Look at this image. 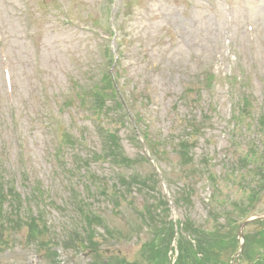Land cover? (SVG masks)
I'll use <instances>...</instances> for the list:
<instances>
[{
    "label": "rangeland",
    "instance_id": "rangeland-1",
    "mask_svg": "<svg viewBox=\"0 0 264 264\" xmlns=\"http://www.w3.org/2000/svg\"><path fill=\"white\" fill-rule=\"evenodd\" d=\"M104 2L0 0L4 39L0 43V170L22 199H30L31 186L40 184L46 194L43 203L37 207L32 199L28 207L43 215L50 229L45 241L59 244L30 239L26 226L19 234L0 230V264H144L153 257L152 241L157 246L162 243L163 234L154 238V229L138 216L147 207L145 197L138 195L130 199L133 206L124 203L117 210L94 203L105 215L97 231L96 250L81 246L83 240L67 234L83 227L71 205V189L76 186L82 196L78 184L84 179L69 185L52 156L64 133L81 139L83 154L100 150L103 129L89 97L99 83L101 89L103 79L114 74L112 64L118 53L119 86L143 120L140 124L123 112L124 124L110 126L109 119L104 124L121 138L125 155L139 161L140 173L145 175L153 170L132 140H143L145 131L155 141L170 140L169 146L160 149L164 155L159 167L169 192L182 206L169 220L184 223L189 219L205 226V232L214 230L210 213L216 207L215 194L228 208L238 203L248 210V217L239 219L233 229L237 239L242 222L264 216L263 179L255 172L258 165L264 172V0H111L108 6ZM102 46H112V57ZM200 90L196 100L195 92ZM69 96L75 105L67 109ZM193 118H200L204 126L197 136L189 126ZM185 132L191 134L194 160L183 171L174 148L179 134ZM65 153L71 161L72 154ZM109 171L104 166L101 177ZM159 188L158 183L157 194L143 192L156 205L161 201ZM219 209L225 214L226 208ZM239 214L233 217L238 220ZM215 216L217 226L226 220L224 215ZM154 218L150 217L153 223ZM114 229L128 238L106 235ZM218 230L217 254L222 257L230 247L222 261L250 264L244 252L238 255L239 241L238 247L231 245L226 228ZM244 236L251 240V251L257 252L251 258L259 259L264 251V241L257 243L264 240L263 221L248 224ZM178 253L177 248L170 251L173 261Z\"/></svg>",
    "mask_w": 264,
    "mask_h": 264
},
{
    "label": "trees",
    "instance_id": "trees-1",
    "mask_svg": "<svg viewBox=\"0 0 264 264\" xmlns=\"http://www.w3.org/2000/svg\"><path fill=\"white\" fill-rule=\"evenodd\" d=\"M119 32V31H118ZM121 55L118 53V61L113 62V72L114 74H109L108 78L102 80L104 85L99 89L100 83L96 86L93 93L90 94V99L94 103L93 111L97 115L100 128L103 129L102 142L99 151H95V148L92 152L87 154L81 153V139L77 136H72L71 134L64 133L63 139L58 148L54 151L52 159L56 163L57 168L61 174L70 181L69 185L72 184V180L83 178V183L78 184L83 189L82 196H80L79 191L76 192L77 187L74 186L71 189L72 198L71 205L74 207V211L79 219H81L82 226L81 229L73 230V233H67L69 235H74L82 242L81 246L87 247L91 251L96 250V237L97 231L99 228L103 227L105 215L102 212H98V207L102 204L106 206L112 205L113 210L121 209L123 204L133 206V201L130 200L133 195H138V197H145L144 202L146 203V209H143V213L138 214L141 218H145L144 222L149 227L154 229L152 233L155 238L156 234L158 236L163 234L162 243L157 246L156 241H152V247L154 251L153 257L149 258L150 260L144 261V264H173V258L169 255L170 251H173L172 245L176 242L178 253V258L174 264H228L225 261H222L226 257L225 253L229 250H225L222 257L217 254L219 250V242L217 238L218 228H226L225 237L230 239L231 245L238 247V239L233 235V229L238 227L239 219H245L248 217V210L242 208V204L235 203L232 207L228 208L227 203L221 202L217 195H213L214 203L216 204L215 210L211 211L210 216L215 219L214 230L207 231L205 226H198L194 221L187 219L184 223L172 222L170 219L171 207L168 202L167 196L164 194L161 180L154 170L150 160L143 155V160L150 164L153 172L150 174L140 173V162L133 161L128 158L125 153L123 146L121 144V138L114 132H111L109 127L111 125L124 124L126 117L122 116L123 112H126V115H133L138 123L141 124L143 118L139 114H135V106L126 99L123 95L121 87L119 86L120 74L118 72L120 67ZM111 64V60H110ZM122 93L123 98L119 97ZM201 90L195 92L196 100L197 97L200 98ZM83 102L84 96L81 98ZM184 99L185 98H181ZM245 99L244 101H246ZM75 105V100L72 96H69V99L65 103V108H73ZM249 106V103L246 104ZM121 115V119L119 117ZM139 115V116H138ZM109 119L110 126L107 127L104 124V120ZM199 120L192 119L190 123V128L194 134L200 135L203 130ZM264 126V125H262ZM105 131V132H104ZM185 131H187L185 129ZM178 137V142L175 144L174 150L179 157L180 166L183 168V171L191 166L193 163V155H191L192 143L188 140V136L191 135L188 132L180 133ZM144 144L148 148L152 159L156 162L159 167V162L162 160L161 148L164 146H169L170 140L167 138H160L158 141H155L154 138H150V135L147 131L142 135ZM169 141V142H168ZM133 145H139L142 149V145L139 142L132 140ZM70 152L72 154V160H66V157L62 153ZM143 152V149H142ZM66 154V153H65ZM264 159V158H263ZM264 165V161H263ZM104 166H107L112 174L105 173L102 178V173L100 172ZM160 168V167H159ZM263 166L258 165L255 168L257 177L263 179L264 185V172H261ZM58 171V170H57ZM203 170L198 173L199 176H202ZM164 179L169 185L168 180ZM214 184L218 180L215 178L210 179ZM223 181V180H222ZM159 183L160 190V199L159 205L154 203V198H149V194H157V186ZM68 185V183H66ZM249 188L255 189L254 185L247 184ZM146 191L148 194L145 195L143 192ZM194 194V190L192 189ZM172 202L174 203L177 210L182 206V203L173 197L170 193ZM46 194L44 190L40 188V184L33 186L32 194L30 199H22L21 194L17 191L13 182L7 180L5 173L0 170V230L5 231H14L16 230L19 234L24 226L28 229V237L32 240L35 238L40 239L43 244L50 243L51 245L59 246L55 242H46L45 237L49 234L50 229L47 228L46 224L43 222L42 214H35L28 207L31 203V200L34 199V202H38L40 205L43 203ZM159 199V198H158ZM74 200V201H73ZM188 200L185 198L184 201ZM94 203H99L98 207ZM193 207V203L191 204ZM226 208L225 214H221L220 209ZM232 211L227 212V209ZM153 209V211H152ZM158 211V214H157ZM74 215V212H72ZM224 215L226 220L223 221L221 226L219 225L218 219L215 216ZM235 213H240L238 220H236L233 215ZM154 215V223L150 220V217ZM75 217V216H74ZM131 223V221H128ZM264 223V222H263ZM218 230V231H217ZM83 231V232H82ZM220 232V231H219ZM114 233H117L120 237L127 239L128 235H124L118 229H114L113 232L108 231L106 235L112 237ZM2 234V233H1ZM16 234V235H17ZM15 235V236H16ZM233 238V240H232ZM264 240H258V245ZM0 242H3L0 238ZM246 246L248 251H244V257L249 258L250 264H254L252 260H255V264H264V251L261 253L259 259L251 258L257 252L251 251L252 246L250 247L251 240L249 237H245ZM228 244V243H226ZM162 245H165V250H162ZM229 245V244H228ZM245 246V247H246ZM232 247V248H236ZM251 256H249V254ZM258 258V257H257ZM105 264V263H102Z\"/></svg>",
    "mask_w": 264,
    "mask_h": 264
},
{
    "label": "water",
    "instance_id": "water-1",
    "mask_svg": "<svg viewBox=\"0 0 264 264\" xmlns=\"http://www.w3.org/2000/svg\"><path fill=\"white\" fill-rule=\"evenodd\" d=\"M259 220H264V216H259V217H254V218H251L249 220H247L246 222H244L241 226H240V230H239V239L240 240H243V230L245 229V227L250 224L251 222L253 221H259ZM243 250H244V242L241 244V251L238 255H242L243 254ZM238 257V256H236Z\"/></svg>",
    "mask_w": 264,
    "mask_h": 264
}]
</instances>
